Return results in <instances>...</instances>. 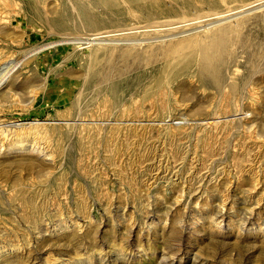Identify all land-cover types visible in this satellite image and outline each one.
<instances>
[{"label":"rangeland","instance_id":"obj_1","mask_svg":"<svg viewBox=\"0 0 264 264\" xmlns=\"http://www.w3.org/2000/svg\"><path fill=\"white\" fill-rule=\"evenodd\" d=\"M60 2L0 0V264H264V7L82 45Z\"/></svg>","mask_w":264,"mask_h":264},{"label":"bare ground","instance_id":"obj_2","mask_svg":"<svg viewBox=\"0 0 264 264\" xmlns=\"http://www.w3.org/2000/svg\"><path fill=\"white\" fill-rule=\"evenodd\" d=\"M236 1L237 0H61L60 3H62L63 8L62 12H60V20L67 21L68 24H70L69 26L73 29L77 28L83 32L93 34L91 37L89 36L90 38L82 37L84 39H76L80 42L84 41L85 43L82 45H91L92 42L129 41V39L141 40V38L145 37V35L142 34L145 32H141L140 35H138L139 33H130L128 31L152 27L178 26L193 21L195 23L162 32L172 31L176 34H184L189 31L199 30L201 27H206L204 31H207L212 28L226 25L239 14L264 7V1H260L255 3V5L240 6L238 7L240 9L237 10L235 8L230 9V11L224 12L225 14L222 16L211 18V16H213V14H211L206 17L208 18L206 20L200 22L195 21V18L201 19L207 12H216L225 8L227 5L233 6V3ZM192 10H195V12L190 13ZM193 15L196 16L194 19L190 21L186 20ZM176 17H181V19L176 20ZM220 22L225 23L218 25L217 23ZM56 26L55 28L60 29L59 23H56ZM118 32L124 34L106 36L110 33ZM213 32H209L208 34H212ZM213 35H215L216 38L214 37L211 39L212 43H206L203 50H201V62L204 65L203 68L206 67L204 68L206 75L218 77L217 74L213 73L220 72L223 66V59L222 57L219 58L218 50L224 48L227 43L229 35L228 29L227 27L218 29ZM67 41L70 42L72 39H68ZM1 82L2 78L0 80V83Z\"/></svg>","mask_w":264,"mask_h":264}]
</instances>
